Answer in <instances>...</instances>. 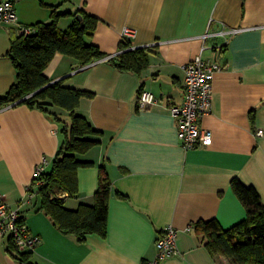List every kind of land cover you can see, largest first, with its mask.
Here are the masks:
<instances>
[{
  "label": "crops",
  "instance_id": "1",
  "mask_svg": "<svg viewBox=\"0 0 264 264\" xmlns=\"http://www.w3.org/2000/svg\"><path fill=\"white\" fill-rule=\"evenodd\" d=\"M11 1L16 22L27 26L50 22L54 9L62 31L75 19L73 13L92 15L97 23L88 40L106 56L118 52L123 28L131 27L132 46L148 55L136 73L105 58L80 65L56 52L43 71L51 82L91 93L75 110L100 130V142L82 156L94 164L77 170L78 195L66 196L64 205L92 204L104 165L111 181L104 237L90 234L78 241L39 209L36 194L26 202L36 166L57 151L59 123L25 104L0 109V192L39 237L32 263L227 264L209 253L193 225L216 218L228 228L245 216L231 188L234 178L254 187L264 202V0ZM227 29L239 31L220 33ZM12 32L19 34L16 24L0 22V94L15 79L7 56ZM198 55L221 65L210 110L200 120L212 142L186 150L169 106L182 101L184 65ZM142 89L158 102L139 107ZM62 114L69 124L68 112ZM167 225L178 230V253L154 262L156 238ZM10 245L9 237L0 238V264H24Z\"/></svg>",
  "mask_w": 264,
  "mask_h": 264
},
{
  "label": "trees",
  "instance_id": "2",
  "mask_svg": "<svg viewBox=\"0 0 264 264\" xmlns=\"http://www.w3.org/2000/svg\"><path fill=\"white\" fill-rule=\"evenodd\" d=\"M73 14L75 19L63 31L57 26L60 14L54 9L50 22L31 25L32 33L12 32L7 56L14 65L15 79L0 94V109L25 104L45 112L59 123L61 140L57 151L52 159L47 158V168L36 178L41 183L36 186L32 179L29 188L39 198L40 210L64 233L83 241L90 234L106 235L111 181L105 166H99L98 187L92 204L80 203L75 209H69L64 205V198L78 195L77 170L94 164L82 156L99 144L101 132L75 110L80 98L91 93L65 87L61 81L51 82L43 73L56 52L71 56L80 65L106 56L88 40L97 18L83 11ZM130 47L132 41L122 39L118 52L107 60L121 71L139 73L148 63L147 51ZM63 112H68L69 124L61 118ZM230 184L245 207V216L228 228L222 227L216 218L199 219L194 222V232L211 255L225 258L227 264H264V202L254 187L236 178ZM13 247L10 245L20 262L33 264L31 251H18Z\"/></svg>",
  "mask_w": 264,
  "mask_h": 264
},
{
  "label": "built area",
  "instance_id": "3",
  "mask_svg": "<svg viewBox=\"0 0 264 264\" xmlns=\"http://www.w3.org/2000/svg\"><path fill=\"white\" fill-rule=\"evenodd\" d=\"M14 2L0 0V22L14 23L17 25L19 34H30L34 31L32 26L18 24ZM239 29H227L221 34H234ZM135 30L125 26L122 30V39L132 41ZM208 34L205 35V37ZM130 48H133L130 47ZM115 55V54H113ZM109 55L105 59L112 57ZM221 69V65L211 59H204L200 55L184 65L183 99L180 103L169 106L170 113L176 118L177 136L184 149H193L199 146H208L212 142V134L206 128H202L200 120L211 107L212 82L214 75ZM158 102L157 97L149 90L142 89L138 93L137 104L144 108ZM46 157L40 162L34 171L35 185L41 183L36 179L48 166ZM27 187L26 202L34 196L35 192ZM19 207H11L5 201L4 193L0 192V238L9 237L18 251H32L39 242V237L33 234L26 226ZM192 229L189 225L187 230ZM178 230L172 225L165 226L158 234L155 246L156 257L154 262L166 259L178 253L177 248Z\"/></svg>",
  "mask_w": 264,
  "mask_h": 264
},
{
  "label": "rangeland",
  "instance_id": "4",
  "mask_svg": "<svg viewBox=\"0 0 264 264\" xmlns=\"http://www.w3.org/2000/svg\"><path fill=\"white\" fill-rule=\"evenodd\" d=\"M106 57H108V56H105V57H103V58H106ZM102 59V58H101ZM97 61V60H96ZM92 63V62H91ZM90 64V63H89ZM87 65V64H86ZM33 179V178H32Z\"/></svg>",
  "mask_w": 264,
  "mask_h": 264
},
{
  "label": "water",
  "instance_id": "5",
  "mask_svg": "<svg viewBox=\"0 0 264 264\" xmlns=\"http://www.w3.org/2000/svg\"><path fill=\"white\" fill-rule=\"evenodd\" d=\"M76 17L80 19V15H77Z\"/></svg>",
  "mask_w": 264,
  "mask_h": 264
}]
</instances>
